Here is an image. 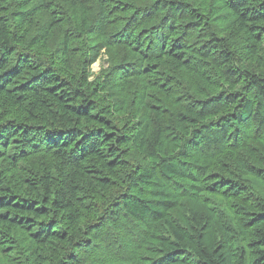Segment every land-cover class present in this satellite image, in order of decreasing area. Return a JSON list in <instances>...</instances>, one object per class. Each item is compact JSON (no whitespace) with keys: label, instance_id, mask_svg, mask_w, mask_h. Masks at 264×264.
<instances>
[{"label":"trees","instance_id":"obj_1","mask_svg":"<svg viewBox=\"0 0 264 264\" xmlns=\"http://www.w3.org/2000/svg\"><path fill=\"white\" fill-rule=\"evenodd\" d=\"M0 264H264V0H0Z\"/></svg>","mask_w":264,"mask_h":264},{"label":"rangeland","instance_id":"obj_2","mask_svg":"<svg viewBox=\"0 0 264 264\" xmlns=\"http://www.w3.org/2000/svg\"><path fill=\"white\" fill-rule=\"evenodd\" d=\"M107 66V55L104 51H101L95 60V62L89 67L90 80L94 79L100 71Z\"/></svg>","mask_w":264,"mask_h":264}]
</instances>
